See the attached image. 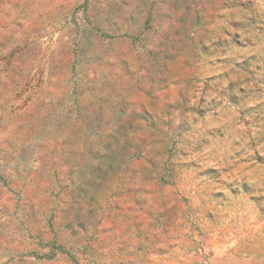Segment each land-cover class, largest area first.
I'll list each match as a JSON object with an SVG mask.
<instances>
[{
    "label": "rangeland",
    "instance_id": "1",
    "mask_svg": "<svg viewBox=\"0 0 264 264\" xmlns=\"http://www.w3.org/2000/svg\"><path fill=\"white\" fill-rule=\"evenodd\" d=\"M0 264H264V0H0Z\"/></svg>",
    "mask_w": 264,
    "mask_h": 264
}]
</instances>
